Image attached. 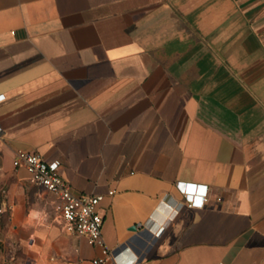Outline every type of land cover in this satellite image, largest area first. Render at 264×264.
Listing matches in <instances>:
<instances>
[{
  "label": "crops",
  "instance_id": "obj_1",
  "mask_svg": "<svg viewBox=\"0 0 264 264\" xmlns=\"http://www.w3.org/2000/svg\"><path fill=\"white\" fill-rule=\"evenodd\" d=\"M19 149L104 194L105 264H264V0H0V264H94Z\"/></svg>",
  "mask_w": 264,
  "mask_h": 264
},
{
  "label": "built area",
  "instance_id": "obj_2",
  "mask_svg": "<svg viewBox=\"0 0 264 264\" xmlns=\"http://www.w3.org/2000/svg\"><path fill=\"white\" fill-rule=\"evenodd\" d=\"M13 163L15 166L26 168L31 183L55 193L60 199L59 208L67 231L85 235L90 243L102 246L104 257L94 258V264H105L109 257L116 256L114 250L106 245L102 233L104 216L99 211V204L104 199L103 193L74 192L69 181L60 172V161H48L37 151L19 149L16 151ZM177 187L190 206L204 205L208 196L207 184L180 180L177 182ZM115 192L112 189L109 194L114 195ZM143 225V223L137 224L138 227ZM136 261V257H131L117 264H135Z\"/></svg>",
  "mask_w": 264,
  "mask_h": 264
},
{
  "label": "water",
  "instance_id": "obj_3",
  "mask_svg": "<svg viewBox=\"0 0 264 264\" xmlns=\"http://www.w3.org/2000/svg\"><path fill=\"white\" fill-rule=\"evenodd\" d=\"M192 185H194V184H192ZM137 228H138L137 224H134V225L132 226V229H134V230H137Z\"/></svg>",
  "mask_w": 264,
  "mask_h": 264
}]
</instances>
